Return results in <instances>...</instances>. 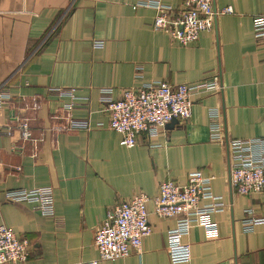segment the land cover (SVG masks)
Instances as JSON below:
<instances>
[{
	"label": "crops",
	"instance_id": "crops-1",
	"mask_svg": "<svg viewBox=\"0 0 264 264\" xmlns=\"http://www.w3.org/2000/svg\"><path fill=\"white\" fill-rule=\"evenodd\" d=\"M135 2L0 0V88L11 97L0 110V127L19 116L36 138L44 135L32 156L31 145L23 146L17 132L0 133V225L29 243L27 260L8 264L94 261V234L110 208L140 192L153 199L160 183L185 185L195 171L213 177L211 191L228 208L212 215L216 239L191 228L184 239L191 247L187 264H264V223L249 233L241 227L246 209L264 217V195L245 197L231 189L228 148L209 140L208 116L209 109L220 111L226 140L264 138V42L252 31V19L264 16V0H213L215 11L230 8L232 14H218L213 30L186 47L154 31V12L133 10ZM162 3L181 7L180 0ZM98 41L102 47L94 48ZM215 76L222 90L195 94L190 118L169 122L155 138L140 134L127 149L108 127L102 89H111L117 99L123 89L145 83L194 85ZM71 88L82 102L70 116L87 120L90 129L50 133L64 123L61 108L70 101L50 90ZM12 144L22 153H12ZM41 187L53 189L52 217L4 197ZM153 210L151 200L152 231L141 251L113 264H172L166 244L175 221L159 219Z\"/></svg>",
	"mask_w": 264,
	"mask_h": 264
},
{
	"label": "built area",
	"instance_id": "built-area-1",
	"mask_svg": "<svg viewBox=\"0 0 264 264\" xmlns=\"http://www.w3.org/2000/svg\"><path fill=\"white\" fill-rule=\"evenodd\" d=\"M181 7L174 9L164 5L162 0H136L133 10L149 9L154 12L152 29L166 33L173 43L186 47L194 43L203 32H210L218 14H232L230 8L217 12L213 0H180ZM253 36L264 42V16L252 19ZM102 42H94V48H101ZM138 77L141 66L135 68ZM222 90L220 79L212 77L194 85L172 86L164 81L145 83L139 88L123 89L119 98L111 97V89L100 91L102 111L108 116L110 130L121 136L122 145L130 149L136 144V137L146 134L155 138L158 130L171 120L187 121L194 105L193 96L197 93H219ZM264 90V85H263ZM60 98L70 101L63 105L64 123L49 128L50 133L90 129L87 120H74L70 114L79 102L76 90L51 89ZM87 100V99H82ZM10 95L0 88V110L9 105ZM88 102V101H86ZM35 108H37L35 106ZM209 140L226 143L229 153V184L238 195L252 197L264 195V138L230 139L224 136L221 113L209 109ZM52 119H57L52 117ZM13 125H3L0 133L12 137L15 132L22 145H31V155H37L42 137L36 138L27 119L13 118ZM23 148L10 146L12 153H22ZM213 177H204L201 172L189 174L185 185L172 181L159 184L158 193L150 199L144 193H137L126 201L110 208L104 221L94 234V246L98 257L94 261L81 264H113L131 253L141 251L142 241L151 234L148 222L147 204L152 200L153 213L159 219H174L175 225L167 232L166 253L172 264H187L191 260V247L184 239L193 227H199L207 240L218 237V226L212 215L227 210L223 198L211 191ZM10 203L32 205L43 217L54 214L53 189L51 187L14 190L4 194ZM264 223V217L255 215L253 209L244 210L242 230L252 232ZM29 256V243L19 239L7 227L0 225V264L24 262Z\"/></svg>",
	"mask_w": 264,
	"mask_h": 264
},
{
	"label": "water",
	"instance_id": "water-1",
	"mask_svg": "<svg viewBox=\"0 0 264 264\" xmlns=\"http://www.w3.org/2000/svg\"><path fill=\"white\" fill-rule=\"evenodd\" d=\"M173 120H176V119H173ZM173 120H171V121H173Z\"/></svg>",
	"mask_w": 264,
	"mask_h": 264
}]
</instances>
